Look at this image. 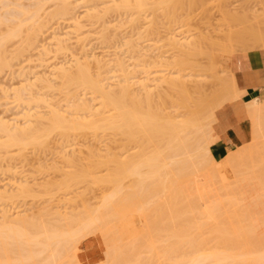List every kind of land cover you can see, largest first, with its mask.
Listing matches in <instances>:
<instances>
[{
	"label": "rangeland",
	"instance_id": "obj_1",
	"mask_svg": "<svg viewBox=\"0 0 264 264\" xmlns=\"http://www.w3.org/2000/svg\"><path fill=\"white\" fill-rule=\"evenodd\" d=\"M3 1H6L3 3L5 4L7 3L6 5L4 4L5 6L0 3V14L3 15L6 12V10L14 12L15 9L17 10L19 8V6H22L21 8L25 7L27 8V10L32 11L34 9V8L32 9V7L34 6L33 4H35L34 2H36V0L35 1L34 0H16V1L3 0ZM66 1L71 3L72 10L70 13L61 16L52 15V12L55 11V9H57V7L60 5L59 0L42 1V6H41L42 10L41 11L39 10L40 11L39 20L37 21V23L31 25L27 24L26 26H23L22 27L23 29L21 28L22 33L20 32L19 36L13 37L15 38L14 40L13 38H11L12 40L11 39L8 40V42L9 41L11 42L8 43L7 45L5 44L6 46L4 45L3 48L4 50L2 51V57L4 63L2 64V66L0 65V118L3 119L2 121L9 122L7 123L9 127L14 128V126L19 127L20 125L21 127H23L22 124L26 126L27 123L29 125L35 122L36 128L39 127L44 128V126L46 128L50 120L51 112L52 113L60 112L59 115L61 116L63 114L64 116L67 114L71 116L72 115L71 112L74 111L73 109H76L74 108L75 106L73 107V105L71 104H74L73 102H75L76 100H78L77 102H79V100L80 102H83L84 100L86 104L90 103V106H92V108L97 107L95 109L96 110L99 109V105H98L99 100H97L96 98L97 96H95L96 94L91 93L90 90H87L80 85L69 84L65 86L64 84H62V81L61 83L59 81L61 80L59 79L60 78L59 75L61 74L60 72L67 68L68 69L67 73H69L70 70L71 72L74 73L76 71L74 68L77 65L76 61L80 60L81 63L85 66H86V62L87 63L89 62L86 67H88L90 74H92L93 76L98 75L99 77L98 76L97 77L99 78V80L102 81L103 83L102 85L105 88L106 86L107 88H112V87L116 88L117 84L128 83L127 86L130 87L129 92H131L134 95L138 93L140 97L138 96V94L137 96L139 97L138 99H140V102L144 100V97H142L144 96L143 85L147 87L146 90L152 89L151 95L153 93L157 95L153 94L151 96L152 98V100H150L151 102L148 103V100L145 99L144 101L145 103L141 102L140 104L139 102H137V104L139 103L137 106L138 107L140 106L138 109L139 111L142 112L141 116L143 117L149 116L155 118L156 116L157 117L160 116L161 119L160 117L159 119L161 121L159 120V124L164 123V118L167 117L166 113L175 116L185 112V109L178 108L177 105L178 96L182 95L183 92L181 89L183 88H178L177 90L167 89L164 80L167 77L168 78L173 77L174 74L177 75L178 71L180 74L186 75L187 77L183 78L184 82H186L184 89H186L189 96L192 97L191 99H193L194 101L197 99L196 100L197 102L195 101L197 105L200 99L202 98L201 100L204 99L203 102H205L204 103L205 107H208L207 110L204 111L198 108L191 109L192 108L191 107L190 111L192 113H190L189 115V117L193 119V121L202 123L200 124L202 126L200 129L202 131V135H203L202 139L204 141H201L200 146L204 147L206 145H209L212 142V140L214 141L213 124L216 120L215 118L216 110L220 108L223 104L231 102L232 88L230 87L231 81L230 79L228 80V78L230 77L227 76L228 74L226 75L224 69L221 68L222 67L221 64H223L222 60H224L225 56H227L226 55L227 53L225 52L227 49L230 48L227 47L226 45L224 46L225 48L223 47V44H226L224 39H227L226 41H228L229 38L230 41L228 42L230 43L234 41V39H241L244 35L254 32V30L251 28V25L237 24V26L234 27V24L237 21H239L245 13H251V11H257L258 17L256 18V20L251 19L250 22L254 23L255 21L256 25L259 27V29L256 30L257 32L253 33L255 35L254 38L256 39L254 43L258 44V47H252L249 49H245L243 47L241 50H235V52L257 49L260 50L264 55V0H168V1L160 0L159 2L155 0H144V2L146 1L147 4L141 6L132 5L133 2L131 0H93V1L66 0ZM128 5L131 6H129L128 8ZM139 7H141V10ZM94 13L95 14L98 13L99 15L102 14L100 15V17H98L99 20L98 18L93 17L96 16L94 15ZM74 17L75 18L77 17L76 18L77 20ZM73 20H76V23H74L75 21ZM93 20L96 21L93 22ZM0 24H2L0 25V34H2L4 33L5 30L7 31L8 25L7 26L3 25V23ZM61 36L64 40L61 38ZM172 37L174 38V40ZM56 38L65 41L64 44L62 42L61 46L63 45L64 47L65 45L66 49L63 48V50H59L61 49V47L59 48V44L57 43L58 39ZM175 40L176 41L178 40L177 42L179 43L177 44ZM221 40L222 41L224 40L223 44ZM245 40L247 43L253 42L250 39L249 40L245 39ZM192 41L198 44V48L200 51L199 50L197 51L200 53H196V52L191 53L189 51V53L191 54H188L189 56L187 55L188 56L187 58H189L187 60H189L188 68H190L189 64L192 63L191 65L192 70H190L192 72H190L189 70L185 69L186 67L182 63L181 64L176 63L175 65L174 60L179 55H181L179 54L180 50L181 51L184 50V52L189 50L183 47V45L181 46V43L184 42L189 43ZM242 41L243 40L234 41L233 43L236 44L237 42L239 43ZM222 49H224L225 52H222L224 51ZM181 57H178L177 59L179 60L181 59ZM184 57L185 56H183V58ZM98 62L101 64V66H98V64H96ZM120 62L124 65V67L123 66L122 67L124 68L125 71L123 70V68L121 69L119 65L121 64ZM171 62L172 65H170ZM220 62L221 64L219 65V68L215 69L217 70L218 76L216 75L214 79L213 77H210L209 80V77L206 76V73L209 74L210 70H214L212 69V64L220 63ZM168 63L169 65H167ZM182 65H184V67ZM207 65L209 68L207 67ZM179 67L184 71L179 70L180 69ZM60 68L63 70H61ZM72 69L74 71H72ZM191 73H193L192 75L194 76H192ZM42 75L45 78H47V83L48 81L49 82L51 81L52 84L49 85V88H48L49 83L46 84L44 82L47 85V87H45L46 85L42 86L44 85L43 82L41 83L40 80L38 81V77H41ZM190 75L192 78L190 77L188 78V76ZM191 80L193 82H191ZM214 80H216V84L217 82L221 84L220 85H216L215 83L212 84L213 82H215ZM210 81L212 82L211 84ZM204 85H208L205 87H207V89L209 90H207L206 88L204 89ZM158 86H160V88ZM200 86L203 87L204 89L203 90L204 93H202V95H200V93L202 92L201 91L202 88H200ZM210 87L211 88L213 87V89H211ZM154 88H156V91L158 92L153 91L155 90ZM209 91H213V93L214 92L217 93L213 94L210 93ZM132 94L130 96H132ZM17 95L18 97H21V99L18 98ZM212 96L214 97V99ZM33 97L36 98L34 99ZM38 97L40 98V101L37 100ZM141 97L143 98V100L141 99ZM153 97L154 98L156 97V99H154ZM168 97L171 98V101L170 99H168ZM194 97L197 98L195 99ZM132 98L129 99L128 101L129 104H132V102H130ZM257 100L258 98L252 99L247 104H252ZM155 109L158 110L155 111ZM28 110H29L28 113H31L32 115L23 116V113H26L25 111ZM54 110H56L57 112H55ZM78 112L76 109V115L78 114L77 116H79V118H81L80 116H82V114H84L85 116L87 115L86 118L88 117L87 113H84L82 111L80 112L79 110ZM154 112L157 115H153L155 114ZM209 113H213L214 116L212 118L207 117ZM109 114L110 113H107L106 116H108ZM143 114L144 115L146 114V116H144ZM68 115L65 117L69 118ZM84 115L83 117L85 118ZM34 118L36 120L39 119V121L34 120ZM46 118L49 120H47ZM82 133L84 134L81 133L70 134L67 138H63L60 136V133L58 131L53 130L49 133L48 135L49 137L47 136L48 142L45 147L26 145L25 146L26 149L23 148L20 152H18L17 149L13 147H9V149L8 150L5 149V151L4 149H0V193L1 192L2 193L10 192L11 194L13 193V195H11L12 197L8 196L9 199L8 197L7 199L6 197H2L3 194L0 195L1 198L0 216L3 215L2 212L4 211L6 212L7 210L9 217L12 216L11 218H13L14 216L15 217L18 216L22 218L23 217L31 218L35 216L34 218L40 217L41 219L43 218V221L45 222L46 221L50 223L53 222L55 225H61L62 227L65 226V222L69 221L67 219H69V216L71 215L72 216L70 218L72 219L73 217V219L75 220L79 215L82 216L81 214L87 212V214H89L90 217L93 218L94 210L95 208L98 207V205H100L103 198L107 196L109 197L110 195L113 194V198H114L113 200L115 202L118 201V199H120L121 201L122 200L121 198H123V196L129 192V187L131 185L132 180L126 178L122 179V181L120 182L121 189L119 188L120 189L119 191H121V193H119L120 197L118 198L117 196V200H115V196H114L115 190L113 188V186L115 185H112L113 183L110 182L92 183L87 180V182L86 181L78 182L77 184H74L75 186L69 185L68 187L65 188L62 187L61 184L65 182L64 180H66L63 179L64 178L63 176H66L65 174H67L68 175L66 176L67 178L69 177V174L79 173L78 171H81L82 168L84 170L85 168L86 170H88V168L92 167L90 164L96 162L97 160L99 161L103 160L102 164L99 165V169L96 167L94 168L96 172H98L97 169L99 170V173H95L94 175L95 176L98 175V177H103V176L110 177L112 176V174H115L117 170V167L113 166V164L117 165V163L114 162V159L117 160L118 159L124 160L126 158L128 159L131 157L130 155L133 153H136V155H138L137 152H139V155L142 153L141 155L145 157L155 156L154 154L157 152V150H159L162 146L164 147V143H165L162 137L158 136L159 134L158 135L155 134V131L152 133L150 132V134L148 135L141 134L140 135L141 137L138 136V138L136 139L137 141L135 140V142L134 141L129 142L128 140H126L125 136H122L117 133H113L109 129H106L103 132L98 131L97 135L99 136L96 137L97 136L96 135L95 136L96 138L92 137L91 135L93 134L91 132H88L87 130ZM2 139L3 138L0 139L1 142ZM260 140H258V142ZM116 141L119 143L118 146ZM248 141L249 138L247 142ZM252 141L240 147L251 146ZM125 143L128 144L126 145ZM135 143H137V145L139 146L137 147ZM120 144L122 146H120ZM258 148H259V152H258L259 155L254 159V164L250 163L251 164L250 167L249 165L247 166V168L251 170L250 168L253 164L252 170H255L253 171L254 175H252V172L249 173L248 170L247 175L248 174L250 175H248L246 178L249 180H243L244 182H241L240 180L243 176L240 178V180H236L238 183L241 182L240 183L241 185H238V183L235 181L233 183L234 177L230 172L231 167L226 158V156L232 154L233 151H230L223 159L217 161L221 165L223 175L227 177L228 185L226 184V189H225L224 183H222L224 184L223 186L222 184L217 182L218 179L217 181L215 180L216 178L212 179V181L213 182L215 181V183L214 185H212L213 182L211 181L212 183L210 184L211 188L209 187L208 189L209 194H211L210 199H208L209 197L205 199V203L209 204L208 205L209 207L210 206L212 207V205L215 206L217 205V203L220 204V205L218 204L217 207L221 206L220 207L221 212L218 211L219 214L217 213V216H219V218L215 214L216 218L220 220V223L219 220H216L217 226L230 225V226H235L238 230H239L238 227H241L243 225L245 227L247 226V230L250 228L249 230L252 231V232L250 231V235H249L250 238L253 236L251 239H256L255 234L257 232H258L257 234H259L260 236L261 234L262 235L264 234V228L263 229L261 228L264 227L263 225L264 206H262L264 204L263 201L264 181H262L264 180L263 179L264 149L260 147ZM192 154L194 155V152ZM63 155L64 158H67L66 160L63 158ZM162 155L164 156L163 157L161 156L160 157L161 159L159 158V160H157L158 165L161 164V160L162 163L164 162L167 164L170 163L171 161L173 162L171 158H165L166 153H163ZM193 155L192 157H190L191 163L192 160L194 161L193 164H190V166L192 165V167L187 168V170L189 171L186 170L188 174L186 172L185 174L184 172H182L184 176H182L181 178L182 174H180V178L179 177L177 178L180 179V181H177L176 183L178 184H175L174 186L175 188L178 189L182 188V190H185L184 188L186 187L187 189L186 192H188V190L191 189L192 192L189 190L190 192L188 194L189 198L191 199L192 197H190V193H193L192 188L196 185H200L204 183L205 180V171L203 170L204 172H201L202 169H199L202 168L203 165H201V167H198L199 163L196 161L198 159H195V157L193 158ZM162 158L167 159L168 162L164 161V159ZM176 158L179 159L180 157H176ZM75 159H78V161ZM69 162H71L72 164ZM206 162L202 163L205 164V168L207 167L206 168L207 170H213L214 165H212L211 163L208 164L209 161ZM106 164L109 165L107 166ZM194 164H196L198 168H195L196 166H194ZM107 167H109L108 169L113 167V169L106 170ZM114 168H116V170H114ZM194 169L196 170V172H194L195 171ZM111 170L114 171L112 172ZM144 171H146V169L142 170L141 172L143 173ZM160 172L159 174L156 173V176H154L156 179H160L159 177ZM162 174L163 176H165L163 171ZM252 176H254V178ZM255 179L260 180V183H258L259 181L258 180L256 181ZM160 183L158 185H160ZM20 184L25 185L28 188L30 186L29 188V190L31 189L30 194L28 193L17 194L16 188L20 186ZM259 184L260 185L262 184L261 185V187L263 188V189L261 188L262 190H260V188L258 187L260 186ZM161 187L163 188V186ZM171 189L173 188H170V190ZM162 191H160L159 193L157 192L156 193L157 195L152 198L155 201V204L153 202L154 205H151L153 200L152 201L149 200L150 207H148L147 205L145 208L146 204L144 205L142 203L145 209L144 211H141V214H139L140 212H137V214H135L138 208L142 207L141 203H135V202L125 203L123 204L126 208L125 210H128L129 212L126 211L127 213L126 214L123 211L124 208L123 210L121 209L123 211V214L121 213L123 215L122 217L123 220L121 218V220L108 223L104 227H102L101 223H99L95 225V227L90 231H85V230L82 231L81 236L83 235V238L79 239V243H77L78 247L76 252L78 254L80 263L94 264L100 261L102 258L104 259V255H103L104 246L102 244L103 241L101 239V235L104 232H106L110 227H114V226L117 227L118 231L120 232V236H121L120 243L122 248H124V250L127 247L129 248V245L131 246V243L134 240L137 241L138 248L136 249V251L134 250L136 253L130 257V261H128V263L126 262L124 264H137V263L169 264L170 262L174 261V258H172L173 260L171 261L169 260L170 262L168 263L165 259H163L164 256L162 254V251L165 243L162 242V240H160L161 238H159V240L156 239L154 240L153 231L150 230L151 232L147 233L145 230L146 226L144 224L145 222L144 218L145 216H148L150 214H151V218L157 217V221L158 220L160 221V218L162 219L158 225L170 226V224L168 223L171 221V219H169L171 217L168 218L170 213L169 212L166 213V211H168L167 209L165 210L164 208H162V210L164 209L165 214L164 212L162 213L161 211L162 213L161 215L163 216H161L159 219L158 216L154 214V211L157 210L156 208L161 207L162 203H164L165 200L164 197H166V195L168 194V192L164 194L165 191L164 192ZM14 194H16L15 197ZM183 202L185 201L183 200ZM252 203L253 205L255 204L254 207ZM153 208H155V210ZM257 208L258 209L261 208V210H258ZM247 210L249 211V213L250 212L251 213L249 214L248 212H246ZM252 210L255 213H252ZM197 211L198 210H196L194 213H196ZM259 211L263 213L260 214ZM133 212L135 215H133ZM194 213L192 215L187 214L185 216L184 215L182 216L184 217L191 216V218L187 217L188 219H185L186 221L191 220L190 222H193L191 226H195V225L207 226L208 224L211 226L212 222L209 221L207 222V220H205L206 219L205 217L200 216L198 213L197 214ZM247 213L249 214V217L246 218V216H248ZM37 214L39 216H36ZM166 216H167L166 218L167 220L165 221V218L163 217ZM220 216L222 217L220 218ZM184 217L180 216L177 218L181 220ZM200 217L201 219H199ZM173 221L176 222V225L174 226H181L184 223L178 220L177 221L173 220ZM173 221L170 222L171 225L174 224L172 223ZM68 223L69 222H67L66 225H68ZM177 223L179 225H177ZM79 226L80 225L77 224L73 227L77 229L76 227ZM245 227L243 228L241 227V228L244 231H246L244 229ZM253 227L256 229H253ZM206 229L207 228L205 227L202 233V237L207 236ZM260 230L262 231L261 233H259ZM254 231H256V233H254ZM90 238H92L95 241V247H94L95 251H93L91 256L88 253L89 251L86 248H84L82 244L83 241ZM148 238L153 240L152 242L153 247L151 246V248L146 247V242H148L149 240ZM129 240H131L132 242ZM127 241L129 244H127ZM213 244L210 243L209 246L206 245L207 247L205 248L209 249L210 247L211 248L213 247L212 248L213 250L214 249V246H212ZM216 244L221 245V247L215 246L214 250H220L224 252L222 254H227L225 253V251H228L227 250L228 246L226 247L223 244V246L226 249L225 250L224 248L222 249L223 247L222 243H216ZM249 244L250 245H247L249 249L248 248L247 249L250 254L260 253V252L254 253V251L251 252L252 250L256 249L254 247L257 245L253 246L251 245V243ZM240 246H242V244L239 245V247ZM239 247L237 249H239ZM245 248L244 251L247 250ZM242 249H241L242 252L241 251L240 252L244 254ZM259 249L261 250V252H263L261 246H259ZM220 251L217 253H220ZM235 251L233 254H237L238 251L237 250ZM240 252L238 253V255L239 254L242 255ZM253 254H251V256H253ZM251 256H248V259ZM44 258H45V254H42L40 256L35 257L32 262L37 263L43 260ZM174 262L176 264L180 263L179 260L178 262L176 261ZM225 262L226 264L228 263L227 261ZM225 262L223 264H225Z\"/></svg>",
	"mask_w": 264,
	"mask_h": 264
},
{
	"label": "bare ground",
	"instance_id": "obj_2",
	"mask_svg": "<svg viewBox=\"0 0 264 264\" xmlns=\"http://www.w3.org/2000/svg\"><path fill=\"white\" fill-rule=\"evenodd\" d=\"M14 1H16V0H14ZM42 1H44V0H38V1L36 0V2H34L35 4L32 3L34 5V6L32 5L33 6L32 9L34 8L32 11L27 10V8H25V7L21 8L22 6L18 5L19 8L17 10L15 9L16 11L14 10V12H11V11L6 10L4 15L0 14V23H3V25H6V26L8 25L7 31L5 30L4 33L0 34V65L1 66L4 63L3 57H2V51L4 50L3 49L4 45L5 44L7 45L8 43H10L11 41L8 42V40H10L11 38L19 36V33L23 29L22 28L23 26H26L27 24L31 25V24L37 23V21L39 20V12L42 10L41 9ZM131 1L133 2V3L131 2L132 5H135V6H141V5L147 4L146 1L144 2V0H131ZM155 1L159 2L160 0H155ZM3 2H6V1L0 0V3L4 5L5 3H3ZM59 2H60V5L57 7V9H55V11L52 12L53 16H55V15L61 16V15H65V14L71 12V10H72L71 3L67 2L66 0H59ZM95 2H97V1H95ZM163 3H164V1H163ZM72 6H73V4H72ZM129 6H131V5H128V8H129ZM135 8H138V7H135ZM139 8L141 10V7H139ZM94 15H96V16H93L94 18H98L102 14L99 15L98 13H96V14L94 13ZM21 17H24V18H21ZM91 17H92V14H91ZM76 20H73V21H75L74 23H76ZM98 20H99V18H98ZM94 21H96V20H93V22ZM0 25H2V24H0ZM10 25H12L14 27H12ZM75 27H77V26H75ZM27 32H29V31H27ZM61 38H62V36H61ZM14 39L15 38H13V40ZM56 39H58V38H56ZM63 40H61V39L57 40V43L59 44V48L61 47V49H59V50H63V48L66 49L65 45H64V47H63V45L61 46L62 42H63V44L65 42ZM173 40H174V38H173ZM224 40H225L226 44L228 45V43H229L228 41H230L229 38H228V41H226L227 39H224ZM177 41H176V43L178 44L179 42H177ZM223 41H222V44H223ZM184 43H181V46L183 45V47H185L189 50H187L185 52H184V50L183 51L180 50L179 54H181V55H179L178 57L182 56L181 59L183 58V56H185V57L182 60L181 59L178 60L177 59L178 57H177L174 60L175 61L174 63H175V65H176V63H179V64L182 63L185 65V67H186L185 69L190 71V70H192L191 69L192 63L189 64L190 68H188V61H189V60H187V59H189V58H187L189 56L188 54H191L194 52H196V53H200V52L197 51V50H199L197 43H195L193 41L189 42V43L186 42L185 44ZM220 44H221V42H220ZM229 44H231V42ZM220 46H222V45H220ZM224 46L225 45L223 44V47ZM222 50H224V49H222ZM189 51L191 53H189ZM222 52H225V50ZM232 52H235V51L232 50L231 48L226 50L225 53H227L226 54L227 56H225V58L223 60V64H221V66H222L221 68H223L226 75L228 74L227 76L230 77V78H228V80L230 79V81H231V86L229 85L232 88V89L230 88L231 93H232L231 94L232 95L231 101L237 99L241 94V92H239L237 90V88L235 87L233 78H232L231 74L229 73L227 66H226V62H225V60L227 61L228 56H230ZM205 60H207V59H205ZM78 61H80V60H78ZM78 61H76L77 62L76 67L73 66L76 70L74 73L71 72V70H70L71 73L70 72L67 73L68 72L67 68L64 70L60 68L63 71H61V72L59 71L61 73L60 75L58 74L60 77L59 79H61L59 81H60V83L62 81V84H64L65 86L69 85V84L80 85L83 88L90 90L91 93L96 94L95 96H97L96 98H97V100H99V103H98L99 109L96 110L95 108H97V107H94L95 105L93 106L94 108H92V106H90V103L86 104L84 102V100H83V102H80V100H79V102H77L78 100H76V101L74 100L75 101V102H73L74 104H71V105H73V107L75 106L74 108L77 109V112L79 110L80 112L82 111L84 113H87L88 117L86 118L87 115L85 116L84 114H82V116H80L81 118H79V116H77L78 114L76 115V109H73L74 111L71 112L72 115L69 116L67 114L69 118H66L65 116H67V115H65V116H64V114L62 116L59 115L60 112L58 113L56 111L58 109H56L54 111L57 113L51 112L50 120L46 118L47 120H49V123H48L46 128H45V126H44V128H41V127L36 128L35 122H33L34 123L33 124V123H31L32 121L29 122V123H31L29 125L27 123L26 126L24 124H22L23 127H21V125L20 126L18 125L19 127L14 126V128H13V127H9V125L7 124L9 122L2 121L3 119L0 118V134H1L0 139L1 138L4 139V140L2 139V142L0 140V149H4V151H5V149L8 150L9 147H13V148L17 149L18 152H20L23 148L26 149V147H25L26 145H28V146L29 145L41 146V147L44 146L45 147L47 145V142H48L47 136L53 130L58 131L60 133L61 137L67 138L70 134H77V133L84 134L82 132H84L86 130L93 134V135H91L92 137H95L97 135L98 131L103 132L106 129H109L113 133H117V134H120L122 136H125L126 140H128L129 142L130 141L135 142V140L141 134L142 135H144V134L148 135V134H150V132L152 133L155 131V134L156 135L159 134L158 136L162 137V139L165 141L164 147L162 146L159 150H157V152L155 151L156 152L154 154L155 156L145 157V156L141 155L142 153L139 155V152H137L138 155H136V153H133L130 155L131 157L128 159L126 157H125L126 159H124V160L114 159V162L117 163V165L113 164V166L117 167V170H116V168H114V170H116V172H115V174H112V176H110V177H106V176L98 177V175H96V176L94 175L95 173H99V170H98L99 165H101L102 161H103V160L99 161L97 159H96L97 160L96 162H93L92 164H90L92 167L88 168V170H86V168L84 170L81 167L82 169H81V171H78L79 173L74 172L76 174H73V173H72L73 175L69 174V177H67V178H66V176H68V175L65 174L66 176H63L64 177L63 179H66V180H64L65 181L64 183H61L62 187H65V188L68 187L69 185L77 184L78 182H82V181L87 182V180L89 182H92V183H103V182L113 183L112 185H115V186H113V188L115 190V192H114L115 200H117V196H118V198L120 197L119 193H121V191H119V190L121 189L120 188V182L122 181V179L126 178V179L132 180L130 187L128 186L129 192L128 193L126 192L127 194H125L123 196V198H121L122 199L121 201H120V199H118L119 202L118 201L115 202L113 200L114 199L113 194L110 195L109 197L104 196L105 198H103L100 205H98V207L95 208L93 218L90 217V215L87 214V212H84V214H81L82 216H80V215L78 217L76 216L77 218L74 217V218H76L75 220L73 219V217H72V219L70 218L72 216L71 215V216H69V219H67V220H69V221H67V222H69L68 225H66L67 222H65V226L62 227L61 225H55L53 222H51V223L47 222V221L45 222V221H43V218L41 219L40 217L34 218L35 216H33L31 218L30 217H23L22 218V217H18V216L15 217L14 216L13 218H11L12 216L9 217L7 210H6V212L5 211L2 212L3 215H1L2 217L0 216V218H1L0 219V264H81L77 259V253L76 252H77V247H78L77 243H79V239L83 238V235L81 236L82 231H84V230L90 231L91 229H93L95 227V225H97L99 223H101L102 227H104L108 223H112V222H116V221L121 220V218L123 217V215H122L123 211L125 213H126V211L129 212L128 210H125L126 208L123 205L125 203H129V202H133V203L135 202V203H141V204L143 203L144 205L146 204L145 208L147 205H148V207H150L149 206L150 205L149 200L152 201L153 200L152 198L157 195L156 193L157 192L159 193L162 190H163L162 192L165 191L164 194L167 192H168V194L166 195V197L163 196L165 200H164V203H162L161 207H158L159 209L156 208L157 210H155V208H153L156 211V212L154 211V214L156 216H158V219H159L161 216H163L161 214L164 212V209L165 210L167 209L168 211H166V213L167 212L170 213L171 216L169 215L168 218L171 217V218H169V219H171V221H173V220L177 221L178 220V221H182V223L184 222L185 224L183 223L184 224L183 225L181 223L182 224L181 226H174V225H176V222L173 221L172 223H174V224L171 225V223H170L171 221H170L168 223V224H170V226H168V225L167 226H160L158 224L162 219L160 218V221L159 220L157 221V217H153L154 218L153 219V218H151V214L148 216H145L144 224L146 226L145 230L147 233H149L151 231L154 232L153 233L154 240L155 239L159 240V238H161L160 240H162V242L165 243L162 254L164 256L163 259H165L168 263L171 260H173L172 258H174V261H176V262H178V260L180 261V263H177V264H223L225 261H227L230 264H247V263L249 264V262H250V264H257V263L263 264L264 263V234L263 235L261 234V236H260L259 234H257L258 232L256 233V231H254V233H256L255 234L256 239H251L253 236L250 238L249 235H250L251 230H249L250 228L247 230V226L246 227L244 225L241 226L242 228L245 227L244 229L247 231V233L241 227H238L239 230L241 231L240 232L235 226H230V225L229 226H220V225L217 226L216 220H219V219H217L216 216H217V213L219 214L218 211H220L221 206L217 207V205L219 203H217V205H215V206L212 205L213 204L212 203V204H210V205H212V207L211 206L209 207L208 206L209 204L205 203L206 198L209 197L208 199H210L211 194H209L208 189H209V187L211 188L210 184H212L211 183L212 179L216 178L215 180L217 181V179H218L217 182H219L220 184L224 183L225 186H224V184H222V185L225 187V189H226V184L228 185V182H227V177L225 175H223L220 163L217 161H214L212 159V157L210 156V154L208 152V149H209L208 145H206L204 147L200 146L201 141H204L202 139L203 135H202V131L200 129L202 127L200 124H202V123L201 122L198 123L196 121H193V119H191L189 117L190 113H192L190 110L193 108H198V109L204 111V110H207L208 107H205V104H204L205 102H203L204 99L201 100L202 98L200 99V101L198 102V105H197V103H196L197 97H194L196 99L195 100L196 102H195L193 99H191L192 97L189 96L186 89H184L186 82H184L183 78H186L187 76L184 74L183 75L180 74L178 71V74L177 75L174 74L173 77H169V78L164 77L165 78L164 83H165L167 89L177 90L178 88H183L181 90L184 94L182 93L183 96L182 95L178 96L177 105H178V108L185 109V112H183L180 115H175V116L170 115L169 113H166L167 117L164 118V123L162 122L164 124L163 125V124H159V120L161 119L160 116H159L160 119L157 116L155 118H152L149 116L147 117L146 114L145 115L143 114L146 117L141 116L142 112L139 111V109H138L140 106L139 107L137 106L139 103L140 104H141V102L143 103L145 101V99L148 100V103L151 102L150 101V100H152L151 96L153 94H155V93H153L151 95L152 89L146 90L147 87L145 85H143L144 86L143 90L145 92L143 91L144 96H142V97H144V100L141 97V99L143 101L140 102V99H138L140 97L138 93L137 94L139 97L137 96V94L134 95L131 92H129L130 87L127 86L128 83L127 84H124V83L117 84L116 88H113V87L107 88V86L105 88L102 85L103 84L102 81L99 80L98 75H97L98 76L97 77V76H93L92 74H90L88 67H86L89 62L88 63L86 62V66H85L81 63V61L80 62H78ZM194 62H195V60H194ZM96 64H98V66H101V64L99 62ZM119 65H120L121 69L124 67V65L122 63ZM167 65H169V63ZM170 65H172V62L170 63ZM184 65H182V66L184 67ZM219 65L220 64H212V69H214V70H210L209 74L206 73V76L209 77V80H210V77H213V79H214V77H216V75L218 76L217 70H215V69L219 68ZM207 67H208V65H207ZM123 70H124V68H123ZM179 70H182V69L180 68ZM72 71H74V70L72 69ZM182 71H184V70H182ZM190 72H192V71H190ZM192 74L193 73H191V75ZM191 75L188 76V78L189 77L192 78ZM42 76L38 77V81L40 80L41 83L45 82L46 84L49 83L48 84V88H49V85L52 84L51 81L50 82L48 81V83H47V78H45L44 76L42 77ZM192 76H194V75H192ZM44 79H46V80H44ZM192 80H191V82H193ZM214 81L215 82H213V83L210 81V84L211 83L216 84V80H214ZM124 82H126V81H124ZM45 83L42 86H45L46 85ZM205 83H207V82H205ZM220 84L217 82L216 85H220ZM229 84H230V82H229ZM205 86H208V85H204V89L205 88L207 89V87H205ZM209 86H211V85H209ZM45 87H47V85ZM158 87L160 88V86H158ZM200 88H202V90H201L202 92L200 93V95H202V93H204V91H203L204 89L201 86H200ZM200 88H199V90H200ZM154 89L155 90H153V91L158 92V91H156V88H154ZM211 89H213V87ZM207 90H209V89H207ZM214 90H215V88H214ZM198 92H200V91H198ZM209 92L213 93V91H209ZM214 93H217V92H214ZM131 94H132V96H130ZM218 94H219V92H218ZM133 95L137 96V97H134ZM155 95H157V94H155ZM200 95H198V96H200ZM215 96H217V95H215ZM17 97H18V95H17ZM18 98L21 99V97H18ZM92 98H93V96H92ZM131 98H132V100H130V102H132V104H129L128 101ZM154 99H156V97ZM168 99H170V101H171V98L168 97ZM205 99H207V98H205ZM213 99H214V97H213ZM37 100L40 101V98L38 97ZM41 101H42V99H41ZM137 102H139V103L137 104ZM212 104H213V102H212ZM147 106H149V105H147ZM29 110L25 111L26 113H23V116L32 115L31 113H28ZM142 110H144V109H142ZM157 110L155 109V111H157ZM247 110H248V116L250 118L251 125H252V140L253 141L251 140L252 141L251 146L240 147V148L237 147V149L235 151H233L232 154L226 156L228 163L231 167L230 172H231L232 176L234 177L233 183H234V181L237 182L236 180H240V178L242 176L243 177L240 180L241 182H244L243 180H249L246 178L248 175H250V174L247 175V172L249 170V168H247V166L249 165V167H250V165H251L250 163L254 164V159L259 155L258 154V152H259L258 147L264 149V114H263V111H264V93L260 96V98H258V100L256 102H254L252 104H247ZM107 113H110V114L108 116H106ZM150 113H151V111H150ZM83 115L85 116V118L83 117ZM153 115H157V114L155 113ZM170 116H172V117H170ZM213 116H214L213 113H209V115L207 117L212 118ZM82 117H83V119H82ZM34 120H36V119L34 118ZM36 121H39V119ZM162 121H163V119H162ZM32 124H33V126H32ZM155 124H157V125H155ZM160 125L163 127H161ZM151 127L154 129V131ZM162 130H164V131H162ZM98 136L99 135H97L96 137H98ZM213 139L216 140L215 135L213 136ZM258 140H260V141L258 142ZM114 142H115V139H114ZM116 143L118 146L119 143L117 141H116ZM138 143H140V142H138ZM212 143H213V140H212ZM125 144L127 145L128 143H125ZM135 145H137V143H135ZM117 146H114V147H117ZM120 146H122V145L120 144ZM138 146L139 145H137V147ZM162 152L166 153L165 158H171L173 160V162L171 161L168 164L163 162L164 163V165H163L162 160H161V164L158 165L157 160H159V158L161 156L162 157L164 156V155H162L163 154ZM193 152H194L195 156L192 154ZM192 155H193V158L195 157V159H198V160H196L199 163V164L197 163L199 165L198 167H201V165H203V167L199 168V169H202V171L200 170L201 172L205 171V180H204V183L200 184L202 186L196 185L192 188L193 193H190V197H192V199H191V198H189V195H188L189 192L191 191V189H189L190 191L188 190V192H186V190H187L186 187L184 188L185 190H182V188L179 187L180 189H178V188H175L174 186H175V184H178V183H176L177 181H180V179H177L178 177L180 178V174H182L181 178H182V176H184L185 172L188 174L187 171H189V170H187V168L192 167V165L190 166V164H193V162H194L192 160V163H191L190 157H192ZM176 157H180V158L178 159ZM63 158H64V155H63ZM69 158H71V157H69ZM75 158H77V157H75ZM165 158H162V159H164V161H167V159H165ZM174 158H176L177 160ZM64 159L66 160L67 158H64ZM73 160H74V158H73ZM75 160L78 161V159H75ZM206 161H209L208 164L211 163L212 165H214L213 170H207L206 169L207 167L205 168V164H202V163L206 162ZM66 163H68V162H66ZM69 163H71V162H69ZM253 164H252V166H253ZM104 165H102V166H104ZM102 166H100V167H102ZM194 166H196V164H194ZM194 166H193V168H194ZM252 166L250 168L251 170L253 169ZM88 167H89V165H88ZM95 167L98 168L97 169L98 172H96L94 170ZM198 167L196 166L195 168H198ZM108 168L109 167H107L106 170L113 169V167H111L110 169H108ZM144 168L146 169V171H144L146 173L141 172L142 170H145ZM251 170H249V173L252 172V175H254L253 171H255V170H252V171ZM82 171H84V172H82ZM162 171L164 172L165 176H163ZM159 172H160L159 177L161 180L156 179L154 177V176H156V173L159 174ZM182 172H184V174ZM194 172H196V170ZM252 177L254 178V176H252ZM153 178H155L156 180ZM255 180L257 181L258 179H255ZM152 181H153V183H152ZM158 181H160L163 184H161ZM258 181H259L258 183H260V180H258ZM262 181H264V180H262ZM241 182H239V183L237 182L238 185H241L240 184ZM159 183H160V185H158ZM214 183H215V181L213 182L212 185H214ZM258 183H257V185H258ZM152 184H154V185H152ZM261 185L258 186L260 188V190H262L264 188V186L262 188ZM161 186H163V188ZM160 187L162 190L160 189ZM29 188H30V186H29ZM29 188L26 187L25 185L20 184V186H18L16 188V192H17V194H19V193L20 194H27V193L30 194L31 189L29 190ZM170 188H173V189L170 190ZM158 189H160V190H158ZM1 194H3L2 197H6V199L8 196L13 195V193L11 194L10 192L9 193L8 192H4V193L1 192L0 195ZM15 195L16 194H14V197H15ZM188 198H189V200H188ZM2 199H5V198H2ZM8 199H9V197H8ZM183 200L185 202H183ZM257 200H258V198H257ZM259 200H260V197H259ZM254 201H255V199H254ZM114 202L117 204H115ZM153 202L155 204V201L153 200L151 205H154ZM143 204H142V207L144 206ZM252 205H253V203H252ZM254 205H253V207H254ZM138 206H140V205H138ZM262 206H264V204ZM142 207H139L140 210L138 208V210L136 211L135 214H137V212H140L139 214H141V211H144V209H145L144 207L143 208ZM255 207H257V206H255ZM123 208H124V210H123ZM162 208H164V209L162 210ZM173 210H175V211H173ZM196 210H198V211L196 213H194ZM248 210L246 212L249 213ZM258 210H261V208H259ZM258 210H257V212H258ZM161 211H162V213H161ZM42 212H44V211H42ZM193 213L194 214L198 213L200 216L205 217L206 218L205 220H207V222L208 221L212 222L211 226L209 224L207 226L206 225H204V226H197V225L191 226L193 222H190L191 220L186 221L185 219L191 218L190 215H192ZM248 213H247L248 216H246V218L249 217V214L251 212L249 214ZM252 213H255V212H253V210H252ZM262 213L260 212V214H262ZM39 214H41V213H39ZM135 214L133 212V215H135ZM164 214H165V212H164ZM187 214H190L189 215L190 217H188V216H187L188 218L184 217ZM215 214H216V216H215ZM155 215H153V216H155ZM182 215H184V216H182ZM36 216H39V215L37 214ZM180 216L184 217L183 218L184 221H183V219L179 220V218H177ZM251 216H252V214H251ZM217 217L219 218V216H217ZM221 217L222 216H220V218ZM58 218H61V217H58ZM163 218H165V221L167 220L166 219L167 216L163 217ZM176 218H177V220H176ZM169 219H168V221H169ZM195 219H196V217H195ZM199 219H201V217ZM122 220H123V218H122ZM263 220H264V217H263ZM62 221H64V220H62ZM185 221L188 222L190 225L188 223H186ZM256 221H257V219H256ZM194 222H195V220H194ZM178 223H177V225H179ZM219 223H220V220H219ZM254 223H257V222H254ZM77 224H79L80 226L76 227L77 229H75L73 226H75ZM194 224H196V223H194ZM228 224H230V223H228ZM205 227L207 228L206 229L207 230V236L202 237V233H203ZM256 227H257V225H256ZM261 228L263 229L264 227H261ZM253 229H256V228L253 227ZM259 229H258V231H259ZM242 231H244V232H242ZM261 232L262 231L260 230L259 233H261ZM88 234H89V232H88ZM101 239L103 241L102 244L104 246V250H103L104 259L102 258L100 261H98L94 264H124L126 262L128 263V261H130V257L136 253L135 251L138 248L137 241L133 239L134 241L132 242L131 241L132 239H131V240H129L132 242L131 246L129 245V248L127 247L124 250V248H122L121 243H120V239H121L120 232L118 231L117 227H115V226L110 227L106 232H104L101 235ZM152 242H153V240L149 239L148 242H146V247L151 248ZM210 243H212V244L213 243L214 244L222 243V246H223V244L226 247L228 246L227 250L228 251L231 250L232 253H231V251L230 252L225 251V253H227V254H222L224 252H222L220 250H214L215 246L221 247V245H219V244L218 245L213 244L212 245V246H214L213 250H212L213 247L212 248L210 247L211 249L210 248L206 249L205 248V247H207L206 245L209 246ZM249 243H251V245H253V246L257 245L254 248H256V249L258 248L257 251H256V249L253 248L254 250H252V251L250 250L251 252L254 251V253H256V252H260V253H256L257 255L251 253V254H253L254 257L251 256V254L248 252L249 248L247 246V245H250ZM127 244H129L128 241H127ZM241 244H242V246L239 247V245H241ZM243 245H245V246H243ZM224 246L222 247V249L223 248L225 249ZM259 246L262 247L263 252H261V250L259 249ZM238 247H239V249L243 248L242 250H243L244 254L241 253L242 252L241 249L240 250L237 249ZM244 248L245 249L248 248V249L246 251H244ZM251 249H252V247H251ZM235 250L238 251L237 254H233ZM214 251H216V252H214ZM219 251L221 254L217 253ZM239 252L242 255H240V254L238 255ZM246 252H248V253H246ZM235 253H236V251H235ZM42 254H45V258L43 260H41L40 262H37V263L32 262L35 257L40 256ZM258 254L259 255L262 254L263 256L262 255L259 256ZM248 256H251L253 258L250 257L251 259L250 258L248 259ZM140 259H141V257H140ZM175 259H177V260H175ZM174 261H172L170 263L174 264L175 263ZM254 262H256V263H254ZM137 264H139V263H137ZM225 264H226V262H225Z\"/></svg>",
	"mask_w": 264,
	"mask_h": 264
},
{
	"label": "crops",
	"instance_id": "obj_3",
	"mask_svg": "<svg viewBox=\"0 0 264 264\" xmlns=\"http://www.w3.org/2000/svg\"><path fill=\"white\" fill-rule=\"evenodd\" d=\"M257 17V11L245 13L234 24V27L237 24L251 25L254 32L250 33L251 35H244L241 39H234V41L243 40L242 42L234 44L232 41L231 44H228L229 46L224 45L234 51L241 50L243 47L245 49L258 47V44L254 43L256 39L253 33H256L259 27L255 21L254 23L250 22L251 19L256 20ZM245 39H250L253 42L247 43ZM215 64H221V62ZM226 66L233 78L235 87L241 94L237 99L223 104L215 112L216 120L213 124V131L216 140L208 145V152L214 161H220L230 151H235L237 147L252 140V125L248 116L247 103L252 99L259 98L264 93V55L260 50L233 52L228 56ZM248 138L249 141L247 142ZM82 244L91 256L95 251V241L90 238L83 241ZM77 259L79 261L78 254Z\"/></svg>",
	"mask_w": 264,
	"mask_h": 264
}]
</instances>
